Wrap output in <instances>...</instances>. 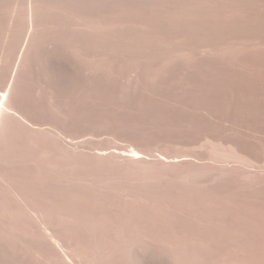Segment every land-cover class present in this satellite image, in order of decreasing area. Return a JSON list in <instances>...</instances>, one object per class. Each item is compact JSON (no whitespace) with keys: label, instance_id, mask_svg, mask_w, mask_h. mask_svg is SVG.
<instances>
[{"label":"bare ground","instance_id":"6f19581e","mask_svg":"<svg viewBox=\"0 0 264 264\" xmlns=\"http://www.w3.org/2000/svg\"><path fill=\"white\" fill-rule=\"evenodd\" d=\"M0 264H264V0H0Z\"/></svg>","mask_w":264,"mask_h":264},{"label":"clouds","instance_id":"9594fccd","mask_svg":"<svg viewBox=\"0 0 264 264\" xmlns=\"http://www.w3.org/2000/svg\"><path fill=\"white\" fill-rule=\"evenodd\" d=\"M136 248H138L145 257L153 258V259L156 258V251L151 246L140 245L137 246Z\"/></svg>","mask_w":264,"mask_h":264},{"label":"rangeland","instance_id":"374dc122","mask_svg":"<svg viewBox=\"0 0 264 264\" xmlns=\"http://www.w3.org/2000/svg\"><path fill=\"white\" fill-rule=\"evenodd\" d=\"M105 138H107L105 135H104Z\"/></svg>","mask_w":264,"mask_h":264}]
</instances>
